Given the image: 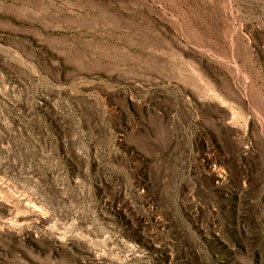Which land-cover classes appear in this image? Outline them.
Here are the masks:
<instances>
[{
    "label": "rangeland",
    "instance_id": "374dc122",
    "mask_svg": "<svg viewBox=\"0 0 264 264\" xmlns=\"http://www.w3.org/2000/svg\"><path fill=\"white\" fill-rule=\"evenodd\" d=\"M0 264H264V0H0Z\"/></svg>",
    "mask_w": 264,
    "mask_h": 264
}]
</instances>
